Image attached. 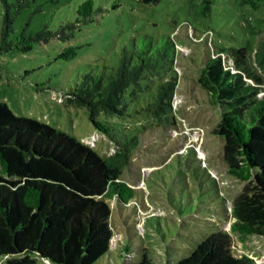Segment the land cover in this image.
I'll list each match as a JSON object with an SVG mask.
<instances>
[{"label":"rangeland","instance_id":"374dc122","mask_svg":"<svg viewBox=\"0 0 264 264\" xmlns=\"http://www.w3.org/2000/svg\"><path fill=\"white\" fill-rule=\"evenodd\" d=\"M7 1L15 5L18 0ZM84 1L28 0L18 11L10 7L13 45L0 51V102L16 117L47 124L109 156L112 140L95 128L87 108L66 105L62 91L74 87L83 74L98 73L104 65L116 67L122 50L143 34L174 36L181 50L175 66L176 126L157 128L147 114L153 83L136 97L128 96L129 116L96 119L112 123L117 138L125 132L140 139L122 176L135 190L136 201L130 206L110 202L114 256L106 264H135L143 252L157 264H164L167 255L176 262L212 232L230 230L232 202L247 186L248 181L229 172L223 161V139L213 134L221 120V105L198 81L203 80L202 68L215 47H244L253 55L258 40L264 38V9L255 11L240 5V0H212L210 17L195 22L189 15L190 0L150 4L92 0L96 13L84 21L77 14ZM4 14L0 1V39ZM78 19L80 25L68 39L35 40L44 28L58 32ZM246 21L259 31L257 36L249 34ZM69 46L77 48L73 60L60 57ZM234 242L239 252L264 264V237L234 236ZM123 245L130 255L119 258ZM37 264L52 263L38 259Z\"/></svg>","mask_w":264,"mask_h":264},{"label":"trees","instance_id":"16d2710c","mask_svg":"<svg viewBox=\"0 0 264 264\" xmlns=\"http://www.w3.org/2000/svg\"><path fill=\"white\" fill-rule=\"evenodd\" d=\"M0 1L5 7L0 51H8L13 45L9 32L14 14L9 9L15 6L18 11L28 0L15 5ZM157 1L141 0L144 4ZM212 3L190 0L192 20H207ZM240 5L259 11L264 0H240ZM95 13L92 0L77 9L84 21ZM80 22L62 26L58 32L44 28L35 40L68 39ZM245 27L250 35L259 34L249 21ZM180 51L172 35L143 34L133 39L131 48L122 50L116 67L104 65L98 73L83 74L74 87L62 91L66 105L87 108L95 128L112 140L114 151L109 156L47 124L16 117L0 102V264H37L38 259L52 264L110 262L114 256L110 202L130 206L136 201L135 190L122 176L140 139L125 132L117 138L112 123L96 118L129 116L128 96L136 97L153 83L145 110L157 128H174L175 66ZM251 52L247 54L244 47H215L202 68L203 80L198 81L221 105V120L213 134L223 139V161L229 172L248 181L232 202L234 221L229 231L212 232L176 262L165 255L164 264H258L234 244V236L264 237V38ZM76 56L73 46L60 54L66 60ZM120 249L119 258L130 255L125 245ZM135 264L157 263L143 252Z\"/></svg>","mask_w":264,"mask_h":264},{"label":"water","instance_id":"95a60500","mask_svg":"<svg viewBox=\"0 0 264 264\" xmlns=\"http://www.w3.org/2000/svg\"><path fill=\"white\" fill-rule=\"evenodd\" d=\"M42 260H44V259H42ZM45 262H47V263H51L49 260H44Z\"/></svg>","mask_w":264,"mask_h":264},{"label":"built area","instance_id":"2783aa9c","mask_svg":"<svg viewBox=\"0 0 264 264\" xmlns=\"http://www.w3.org/2000/svg\"><path fill=\"white\" fill-rule=\"evenodd\" d=\"M114 151V150H113Z\"/></svg>","mask_w":264,"mask_h":264}]
</instances>
